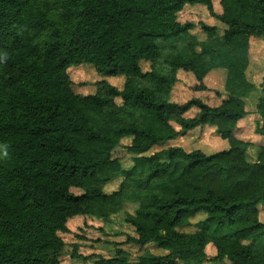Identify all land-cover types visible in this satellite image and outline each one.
Listing matches in <instances>:
<instances>
[{"label": "trees", "instance_id": "16d2710c", "mask_svg": "<svg viewBox=\"0 0 264 264\" xmlns=\"http://www.w3.org/2000/svg\"><path fill=\"white\" fill-rule=\"evenodd\" d=\"M203 4L224 26L182 22ZM0 0V264H62L67 222H109L128 205L126 242L168 251L131 261L115 248L94 264H264V82L248 77L252 38L264 41V0ZM142 62H148L144 69ZM95 67L76 93L71 67ZM180 70L206 91L225 71L219 103L174 100ZM124 77L120 88L109 78ZM257 93L258 140L236 135ZM220 96V93H216ZM213 127L224 148L168 142ZM128 143L123 145V140ZM154 147H159L151 151ZM132 165L123 166L124 154ZM121 179L117 189L105 187ZM205 211L207 226L183 232ZM230 227V229H227ZM250 240L249 243L243 241ZM213 245L216 255L206 251ZM73 257L80 255L76 249Z\"/></svg>", "mask_w": 264, "mask_h": 264}, {"label": "rangeland", "instance_id": "374dc122", "mask_svg": "<svg viewBox=\"0 0 264 264\" xmlns=\"http://www.w3.org/2000/svg\"><path fill=\"white\" fill-rule=\"evenodd\" d=\"M220 0H214V7L217 12L220 10ZM179 20L182 22H193L196 27L192 31L199 39L206 38V33L202 29V22L214 25L222 32L225 26L215 17L211 16L207 7L203 4L186 5L179 13ZM251 62L248 68V77L255 82L258 91L264 82V41L260 38H252L250 43ZM144 69L149 68L148 62H142ZM70 74L74 80L73 89L76 93H92L95 91V82L101 79L95 67L82 65L79 67H71ZM179 80L172 91V98L174 100H183L185 98L198 96L207 97L211 102L219 103L222 98L227 95L225 93V71H214L210 73L205 79L207 85L206 91H195V78L187 71L180 70L178 73ZM110 82L118 87L124 84V77L109 78ZM216 93H220L218 96ZM258 93V92H257ZM257 93L252 94L247 99L249 109L248 115L239 122L236 129V135L244 140H258V135L255 133L257 121H261L260 115L255 110V102ZM221 139L215 135L213 127L203 130L195 131L187 137H180L176 140L168 142L169 145H182L188 150L200 148L207 153L216 152L225 145L221 144ZM128 139L123 140L122 144L126 145ZM159 148V147H158ZM154 147L151 151L158 149ZM124 154L122 159L125 168L132 165L131 155L126 153L125 148L121 149ZM121 179H115L108 183L105 189L108 192L118 188ZM134 205H128L125 210L106 223L101 218L96 216H75L70 218L67 222L70 232L60 233L65 241L64 257L62 264H94L99 259L100 255L109 256L115 248H123L127 251L129 259L136 261L140 256L144 255H159L167 252L158 247L154 243H149L140 246L133 243L126 242L127 235H134L133 229L125 225L124 218L127 211L132 212ZM260 219L264 222V206L259 205ZM199 215L195 216L188 226H177V229L183 232H195L201 230L203 226H207L209 218L205 211H200ZM230 229V227H227ZM249 243L250 240L243 241ZM76 249L82 256H87V259L82 257H73L72 251ZM210 257L216 255V249L213 245H208L206 248ZM202 264H229L228 260L211 261L208 260Z\"/></svg>", "mask_w": 264, "mask_h": 264}, {"label": "crops", "instance_id": "0c3cea01", "mask_svg": "<svg viewBox=\"0 0 264 264\" xmlns=\"http://www.w3.org/2000/svg\"><path fill=\"white\" fill-rule=\"evenodd\" d=\"M198 213H199V212H198ZM198 213H197L195 216L199 215ZM193 218H194V217H192L190 220H192ZM163 251L168 252V251H166V250H163Z\"/></svg>", "mask_w": 264, "mask_h": 264}]
</instances>
